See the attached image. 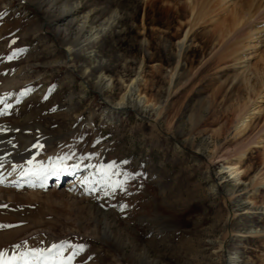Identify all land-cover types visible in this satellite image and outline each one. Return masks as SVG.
Here are the masks:
<instances>
[{"label":"rangeland","instance_id":"obj_1","mask_svg":"<svg viewBox=\"0 0 264 264\" xmlns=\"http://www.w3.org/2000/svg\"><path fill=\"white\" fill-rule=\"evenodd\" d=\"M78 1L97 24L117 15L86 50L108 65L109 100L141 73L140 93L156 108L164 102L193 25L179 78L158 122L152 112L111 117L94 89L81 90L86 76L64 55L53 63L61 47L42 24L47 6L0 0V131L28 148L9 158L13 145L0 137V191L20 196L12 203L0 193V252L11 258L63 244L65 257L83 247L73 264H136L134 254L147 251L160 264H224L225 248L241 264H264V0ZM70 22L60 30L74 38ZM248 100L260 113L235 134L236 110ZM34 149L40 176L27 174ZM104 170L122 187H108Z\"/></svg>","mask_w":264,"mask_h":264},{"label":"bare ground","instance_id":"obj_2","mask_svg":"<svg viewBox=\"0 0 264 264\" xmlns=\"http://www.w3.org/2000/svg\"><path fill=\"white\" fill-rule=\"evenodd\" d=\"M34 4L38 6V8L41 7V5L47 6L46 10L49 11V14H51V15L41 17L42 18L41 20H42V24L44 23L45 28L52 29L51 35L54 37V41L58 43L61 47V50H59L58 48H57L58 50L54 48V50L52 51L53 53L52 57L54 56L55 58L53 63H56L59 61L62 62V60L60 59V56L64 55L63 63H66V62L71 63L72 67L75 68V71H78L79 74L85 75L86 79H84V81H81L80 83L81 90L85 92L86 88L94 89L97 95L102 100V103L105 107L104 112H107V114L110 115L111 117L117 116L121 114V112H124L125 110H132L138 114L140 113L143 115H146L148 112H152V113H155V115L157 116V122H158V119L161 116V111L162 109H164V103L167 101L168 99L167 97H169L170 95L169 94L170 90L176 87L174 86V83L179 78L177 74V69L179 67L180 53L182 50L181 48L184 42L186 41V39L188 38L189 32L191 31L190 29L194 27L193 25H191L189 31L185 33L184 39L178 45L180 52L178 55L175 72L173 73L170 79L171 83L168 88V93H167L168 96L166 95L167 97L164 99V102L161 101L159 106H157L156 108V104L154 102L153 103L150 102L139 91L140 88H138V83L140 81L139 75L141 73H139V75H137L136 78L130 79V81L125 85L123 93H121L117 101L113 102L109 100L107 93L113 90L114 81L110 78L111 75L108 76L106 74L107 73L106 68L108 65L106 66L105 59L103 60L100 57L101 55L98 52L91 51L90 53H92V55H90L86 51L87 47L91 43L93 42L95 44L98 43L99 42L98 40L102 39L109 32H111L112 28L114 27L117 21L116 14L105 19L103 22H100L97 24V18H96L95 13L91 11L84 12L83 4L82 2L78 0L77 1H73V0H34ZM193 6L194 5H192V7ZM192 7H191V11L193 12L195 9L194 7L193 8ZM67 19L71 21L70 22L71 24L75 23L76 27L79 30L78 35L75 36L74 38L66 36V31H67L66 29L60 30L61 24L65 22ZM39 30H45L44 28H41V24L38 26L37 32ZM82 37H83V41L79 42L80 38ZM76 54L79 55V60L75 62L73 58L75 57L74 55ZM77 62H78V65H77ZM96 73H97V77L94 78V81H93L92 77ZM263 84H264V81H262V85ZM236 112H237V122L234 127L235 134L237 133L241 134V133L246 132L248 128L250 127L251 121L257 117V116H252V115H256V114L258 115L260 113L255 103L250 104V100H248L246 103L240 106L236 110ZM155 125H156V120L153 122V126ZM262 132H264V129ZM0 137L3 139L9 140L10 141L9 144L13 145V151L9 150L8 152H6L7 153L6 156H8L9 158L15 155H20L23 152H26V150L28 149L27 147L22 148L23 144H21L20 141L16 138L15 132L12 130L2 129L0 131ZM255 144H259V143H255ZM30 152H32V154L31 153L29 154L28 162L32 161L33 163L32 164H29L28 162L26 163L28 169H32L37 159L42 155V153H38L41 151L37 149H34L33 151H30ZM199 152H200L199 150L196 151L197 154H199ZM245 154H246L245 149L240 151V153L237 156L238 161H241V159L244 158ZM77 162L78 160L76 161L75 165L79 164V162L78 163ZM225 168L227 172L232 176L238 177L240 174V169L237 165H227ZM27 171L29 173V170ZM27 174L24 173L23 175H25L26 177ZM263 178L264 177H261L259 178V180L263 181ZM211 187H212L211 190L215 192L218 186L215 184H212ZM225 191L226 193H224L223 196L225 200L229 201V197H231L233 190L227 189ZM0 193L4 197L12 198V203L18 197H20L19 194L16 195L15 193H11L7 187H5V189L0 191ZM13 206H14L13 204H8L3 207L13 208ZM260 232L261 230L251 231V233H256V234L257 233L260 234ZM139 246L140 245H138V247ZM220 247L222 249V246ZM147 252L134 254V259L137 261L136 264H160V262L157 259V254H155L156 256L154 254H153L154 256H151L148 254L149 252L148 253ZM225 252L227 255H226L224 264H241L242 261L240 260V257L238 256L236 252L230 254L227 252L225 248H223L222 253L224 254Z\"/></svg>","mask_w":264,"mask_h":264},{"label":"snow or ice","instance_id":"obj_3","mask_svg":"<svg viewBox=\"0 0 264 264\" xmlns=\"http://www.w3.org/2000/svg\"><path fill=\"white\" fill-rule=\"evenodd\" d=\"M3 14H0L2 16ZM13 57H9V59H12ZM6 103L5 100L0 99V104ZM5 113L0 112V115H4ZM29 164H32V161L28 162ZM31 175H37L40 176L42 174V171H33L32 169H29V173ZM101 175L104 177V182L108 187H112L113 190L118 187H122V185L117 182L116 184H112L111 177L117 175L116 172L112 171L109 174L108 170L102 171ZM67 247H71V245H68ZM17 248H19V245H17ZM66 250V246L61 245H52L47 250H41V249H34L30 251H25L23 253H20L19 256H13L11 258H7L5 253L0 252V264H73V260L77 255H79L83 251V247L75 248L71 255H68L65 257L64 253Z\"/></svg>","mask_w":264,"mask_h":264}]
</instances>
